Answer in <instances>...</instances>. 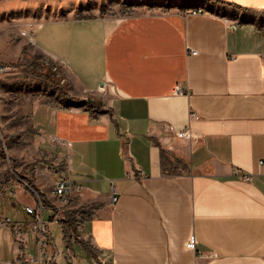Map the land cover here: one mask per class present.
Returning a JSON list of instances; mask_svg holds the SVG:
<instances>
[{"label": "crops", "instance_id": "obj_1", "mask_svg": "<svg viewBox=\"0 0 264 264\" xmlns=\"http://www.w3.org/2000/svg\"><path fill=\"white\" fill-rule=\"evenodd\" d=\"M1 66V264L38 197L65 264H264V0H0Z\"/></svg>", "mask_w": 264, "mask_h": 264}, {"label": "built area", "instance_id": "obj_2", "mask_svg": "<svg viewBox=\"0 0 264 264\" xmlns=\"http://www.w3.org/2000/svg\"><path fill=\"white\" fill-rule=\"evenodd\" d=\"M204 13L202 8L194 9L190 12L191 15H198ZM192 54L196 55V51H192ZM3 70V69H1ZM180 89H178L179 91ZM166 131L174 130L172 126H164L163 128ZM177 135L181 138H190L191 135L189 132L180 131L177 132ZM0 146L3 148L4 151L8 150L6 139L3 135H0ZM250 177H248L249 179ZM21 182L26 184V186L35 194H37L36 190L33 186L19 178ZM0 190H1V179H0ZM54 193L57 195L58 199L67 209L70 206L72 200L79 196L82 193L81 185L75 183L69 178H64L63 180L59 181L54 186ZM39 198V203L36 207L27 206L26 211L28 214L33 215V219L31 221V227L34 231L38 234V256L34 257L28 254L20 255L15 261L13 262H6L2 264H65L61 261V253L58 249L54 248L53 239L50 232V227L52 224H59L62 222H69L70 217H61V216H54L52 218L46 219L44 216V212L46 209V204L43 200ZM0 222L2 224H9L12 222L11 217H0ZM73 234V235H72ZM72 240L76 241L77 237L75 233H72ZM189 247L191 249L197 248V240L194 238L190 241ZM1 264V263H0Z\"/></svg>", "mask_w": 264, "mask_h": 264}, {"label": "rangeland", "instance_id": "obj_3", "mask_svg": "<svg viewBox=\"0 0 264 264\" xmlns=\"http://www.w3.org/2000/svg\"><path fill=\"white\" fill-rule=\"evenodd\" d=\"M35 60H28L29 65L28 64L27 65L30 67L31 72L38 77V80L40 79L42 81L39 84L41 86L40 90L44 91V89L48 88L49 86L52 88L56 85H59L61 86L59 93L62 94L64 98L69 97V95L74 96V92L72 91V89L68 87L67 83H64L61 85V79L57 77V72L52 69L51 65L46 64V63L43 64ZM37 64L40 66L39 69H33V66H36ZM11 70H12L11 66H1L0 67L1 72H8ZM87 100H88L87 97L83 98L82 102H87Z\"/></svg>", "mask_w": 264, "mask_h": 264}, {"label": "trees", "instance_id": "obj_4", "mask_svg": "<svg viewBox=\"0 0 264 264\" xmlns=\"http://www.w3.org/2000/svg\"><path fill=\"white\" fill-rule=\"evenodd\" d=\"M39 65L37 64L36 66H33V69H39ZM99 109V108H98Z\"/></svg>", "mask_w": 264, "mask_h": 264}]
</instances>
